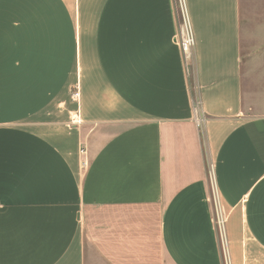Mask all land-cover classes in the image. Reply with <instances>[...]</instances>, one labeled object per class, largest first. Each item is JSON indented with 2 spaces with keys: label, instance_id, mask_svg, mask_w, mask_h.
I'll return each instance as SVG.
<instances>
[{
  "label": "crops",
  "instance_id": "1",
  "mask_svg": "<svg viewBox=\"0 0 264 264\" xmlns=\"http://www.w3.org/2000/svg\"><path fill=\"white\" fill-rule=\"evenodd\" d=\"M186 3L190 77L172 0H0V264H224L210 165L231 264H264L240 1Z\"/></svg>",
  "mask_w": 264,
  "mask_h": 264
},
{
  "label": "rangeland",
  "instance_id": "2",
  "mask_svg": "<svg viewBox=\"0 0 264 264\" xmlns=\"http://www.w3.org/2000/svg\"><path fill=\"white\" fill-rule=\"evenodd\" d=\"M239 1L242 99L245 115L253 117L264 114V0Z\"/></svg>",
  "mask_w": 264,
  "mask_h": 264
},
{
  "label": "built area",
  "instance_id": "3",
  "mask_svg": "<svg viewBox=\"0 0 264 264\" xmlns=\"http://www.w3.org/2000/svg\"><path fill=\"white\" fill-rule=\"evenodd\" d=\"M174 6V14L176 19V32H175V43L177 44L179 51L181 52L183 65L186 74L190 77L191 72L194 71V58H195V35L193 34L192 23L189 17L188 6L186 0H172ZM79 96L78 90L74 91L72 100L77 101ZM193 116L196 125L199 127L204 122V117L201 115L199 110V102L195 104L193 108ZM73 123H79L80 120L74 116ZM79 152L86 154L83 148L79 149ZM87 163L86 159L82 161V164ZM209 181H210V197L212 201V220L216 230L218 231L219 241L222 252V261L224 264H231L229 258V246L227 245V236L225 229V215L222 213V209L219 202L218 192L216 183L214 181L213 169H209Z\"/></svg>",
  "mask_w": 264,
  "mask_h": 264
}]
</instances>
